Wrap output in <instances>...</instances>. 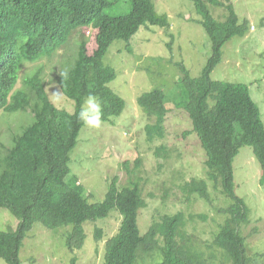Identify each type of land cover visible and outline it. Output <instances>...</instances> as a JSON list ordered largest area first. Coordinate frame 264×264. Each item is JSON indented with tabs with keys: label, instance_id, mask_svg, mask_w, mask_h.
Wrapping results in <instances>:
<instances>
[{
	"label": "trees",
	"instance_id": "16d2710c",
	"mask_svg": "<svg viewBox=\"0 0 264 264\" xmlns=\"http://www.w3.org/2000/svg\"><path fill=\"white\" fill-rule=\"evenodd\" d=\"M189 1L211 41L210 57L198 77L191 76L180 64L182 76L176 83V94L167 96L162 89H154L142 93L137 103L151 121L146 125L148 142L164 138L168 116L180 113L188 119L190 132L206 154L207 179L228 202L218 211L225 219L217 225L211 248L214 251L215 247L231 264H248L241 228L248 222L249 208L235 193L233 162L242 147H251L261 167L259 184L264 186V123L246 84L210 78L221 61L222 46L230 38L244 35L247 25L239 23L231 0ZM113 3L0 0V113L31 115L28 123L15 127L8 145L0 142V208L18 220L16 230L0 231V258L6 264H21L23 239L36 222L47 229L69 226L65 246L75 250L87 238L85 223L94 224L112 210L119 213L121 221L116 233L105 242L104 264H136L143 257L157 258L155 251L161 256L157 264H208L216 258L214 253L205 257L199 250L186 227L187 217L192 220L193 216L183 212L164 214L144 234L140 233L138 215L147 203L141 179L133 176L127 162V185L119 186L117 178H111L100 202L88 201L76 177L67 180L70 152L84 127L77 114L85 98L89 94L99 98L104 121L119 115L125 106L108 86L116 77L115 70L103 62L110 45L118 40L129 41L142 26L165 31L170 27L168 16L158 13L153 0H131V11L122 16L105 12ZM212 8L226 10L225 19H214ZM73 35L75 39L71 40ZM61 50L65 55L52 68L51 78L59 93L73 101V112L52 103L41 66L30 73L22 89L11 94L23 62L49 59ZM65 71L66 77L61 75ZM169 102L172 108L166 106ZM188 133L183 132L184 138ZM154 155L165 161L170 158L164 144L155 148ZM140 164L137 158L136 170ZM207 183L205 179L192 178L181 184L185 201L199 198L212 205ZM94 231L96 241H100L101 228L94 225Z\"/></svg>",
	"mask_w": 264,
	"mask_h": 264
},
{
	"label": "rangeland",
	"instance_id": "374dc122",
	"mask_svg": "<svg viewBox=\"0 0 264 264\" xmlns=\"http://www.w3.org/2000/svg\"><path fill=\"white\" fill-rule=\"evenodd\" d=\"M113 1L105 10L107 14L122 16L131 11V0ZM153 3L158 13L168 16L170 27L165 31L142 26L129 42L115 41L110 45L104 64L115 69L116 77L108 86L125 100V107L118 116L102 121L100 127L85 125L80 130L77 144L70 152L71 170L67 180L76 177L88 201L100 202L111 178L116 177L119 186L127 185L130 180L124 169L127 162L133 176L141 179L147 203L138 215L141 234L164 214L183 212L186 216H193L192 220L187 217L186 227L199 250L205 257L212 253L216 256L208 264H231L215 247L214 251L211 248L217 225L225 219L224 214L218 211L228 202L207 179L206 154L190 132L192 127L188 119L180 113L170 114L172 117L168 116L164 123V138L147 141L146 125L151 121L148 122L140 111L137 98L154 89H162L167 96L176 94V83L182 76L180 64L189 70L191 76L198 77L211 54L209 38L191 1L153 0ZM231 4L239 23L245 22L247 29L244 35L232 37L224 44L221 61L211 73V78L246 84L264 123V0H231ZM211 14L221 21L227 12L212 8ZM74 39L73 35L71 40ZM64 53L61 50L49 59L26 63L11 94L22 89L30 73L41 66L53 102L57 107L72 112L73 101L59 93L56 81L51 78L52 68L60 63ZM112 61L115 67L110 63ZM167 105L173 107L170 102ZM30 116L29 112L0 113V142L8 145L15 127L19 123H28ZM183 132H189L185 138ZM161 144L168 149L170 158L167 161L154 155L155 148ZM137 158L141 164L136 170ZM260 176V163L252 148L242 147L233 162V179L236 195L249 208L248 222L241 228L246 255L250 259L248 264H264V186L259 184ZM192 178L208 181L212 205L199 198L185 201L180 186ZM200 216H206V219ZM120 221L119 213L112 210L108 217L94 224L85 223L87 238L81 248L75 250H68L65 246L64 235L69 226L47 229L36 222L23 239L19 252L21 264H104L105 242L116 233ZM17 224L18 220L8 210L0 208V231L16 230ZM94 225L101 228L100 241L95 239ZM154 254L157 258L143 257L142 260L137 259L136 264H157L161 256L157 251ZM0 264L6 262L0 258Z\"/></svg>",
	"mask_w": 264,
	"mask_h": 264
},
{
	"label": "clouds",
	"instance_id": "9594fccd",
	"mask_svg": "<svg viewBox=\"0 0 264 264\" xmlns=\"http://www.w3.org/2000/svg\"><path fill=\"white\" fill-rule=\"evenodd\" d=\"M214 18V17H213ZM215 19V18H214ZM225 19V18H224ZM223 19V20H224ZM216 20H218V19H216ZM223 20H221V21H223ZM218 21H220V20H218ZM204 30V29H203ZM205 33H206V31H205ZM207 34V33H206ZM208 36V35H207ZM235 37V36H234ZM209 38V37H208ZM231 39V38H230ZM229 39V40H230ZM228 40V41H229ZM118 41H120V42H122V41H124V40H118ZM129 41H130V39H129ZM128 41V42H129ZM209 41H210V39H209ZM227 41V42H228ZM125 42H127V41H125ZM226 43V42H225ZM210 45H211V41H210ZM224 46V45H223ZM222 46V47H223ZM128 50H129V48H127ZM109 55H110V53H109ZM106 56V55H105ZM109 57V56H108ZM210 57V56H209ZM208 57V58H209ZM105 58V57H104ZM221 58H222V56H221ZM103 62H104V59H103ZM26 63H30V64H34V62H23V64L21 65V68H20V70L24 67V65L26 64ZM113 66H114V63H113V61L112 62H110ZM220 63V62H219ZM106 65V64H105ZM110 67H112V66H110ZM115 67V66H114ZM113 68V67H112ZM204 68V67H203ZM202 68V69H203ZM114 69V68H113ZM215 69V68H214ZM213 69V70H214ZM20 70H19V73H20ZM115 70V69H114ZM202 71V70H201ZM213 72V71H212ZM19 73H18V75H19ZM61 75H63V76H67L68 75V73L65 71V72H63ZM210 78H211V76H210ZM212 79V78H211ZM18 80V79H17ZM213 80V79H212ZM229 83H232V82H229ZM17 84V83H16ZM16 84H15V86H16ZM241 84H243V83H241ZM116 93V92H115ZM117 94V93H116ZM118 95V94H117ZM119 97H121L120 95H118ZM65 98V97H64ZM122 98V97H121ZM123 99V98H122ZM50 100L52 101V103L56 106V104L53 102V100H52V98L50 97ZM124 100V99H123ZM124 103H125V100H124ZM138 104V103H137ZM57 107V106H56ZM125 107V106H124ZM139 107V106H138ZM58 109H61V108H59V107H57ZM74 110V109H73ZM73 112V111H72ZM102 116H103V110H102V104H101V102H100V100H99V98L98 97H96L95 95H92V94H89L86 98H85V100H84V102H83V105L81 106V108H80V111L78 112V114H77V119L79 120V121H81L83 124H84V126L85 125H87L88 127H93V128H98V127H100L101 126V124H102V121H104L103 119H102ZM118 116V115H117ZM115 117V116H114ZM83 128V127H82ZM143 209V208H142ZM151 225V224H150Z\"/></svg>",
	"mask_w": 264,
	"mask_h": 264
}]
</instances>
